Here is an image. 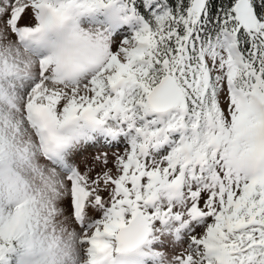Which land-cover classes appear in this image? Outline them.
I'll return each instance as SVG.
<instances>
[{"label": "snow or ice", "instance_id": "1", "mask_svg": "<svg viewBox=\"0 0 264 264\" xmlns=\"http://www.w3.org/2000/svg\"><path fill=\"white\" fill-rule=\"evenodd\" d=\"M0 264H264V0H0Z\"/></svg>", "mask_w": 264, "mask_h": 264}]
</instances>
